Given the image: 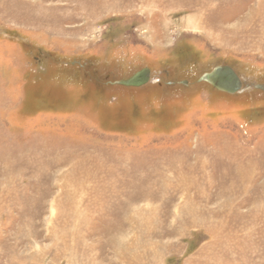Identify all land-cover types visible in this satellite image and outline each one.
<instances>
[{
    "label": "rangeland",
    "instance_id": "1",
    "mask_svg": "<svg viewBox=\"0 0 264 264\" xmlns=\"http://www.w3.org/2000/svg\"><path fill=\"white\" fill-rule=\"evenodd\" d=\"M0 264H264V0H0Z\"/></svg>",
    "mask_w": 264,
    "mask_h": 264
},
{
    "label": "water",
    "instance_id": "2",
    "mask_svg": "<svg viewBox=\"0 0 264 264\" xmlns=\"http://www.w3.org/2000/svg\"><path fill=\"white\" fill-rule=\"evenodd\" d=\"M150 71L142 69L134 73L128 79L118 81L115 84L123 87H141L149 82ZM200 82L209 84L215 90L235 94L242 91V82L236 72L229 66H217L210 72L199 78Z\"/></svg>",
    "mask_w": 264,
    "mask_h": 264
}]
</instances>
